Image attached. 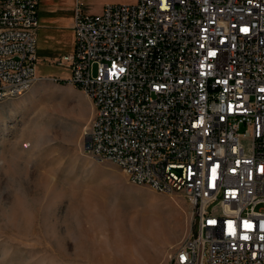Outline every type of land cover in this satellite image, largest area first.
<instances>
[{"label":"built area","instance_id":"built-area-1","mask_svg":"<svg viewBox=\"0 0 264 264\" xmlns=\"http://www.w3.org/2000/svg\"><path fill=\"white\" fill-rule=\"evenodd\" d=\"M42 2L0 0V104L37 79ZM72 30L55 64L94 105L85 153L192 206L167 264H264V0H77Z\"/></svg>","mask_w":264,"mask_h":264},{"label":"rangeland","instance_id":"rangeland-1","mask_svg":"<svg viewBox=\"0 0 264 264\" xmlns=\"http://www.w3.org/2000/svg\"><path fill=\"white\" fill-rule=\"evenodd\" d=\"M80 1L84 13L100 14L138 0ZM76 2H42L37 79L0 104V264H121L109 234L122 216L151 245L132 264H167L194 231L192 206L181 193L135 185L116 164L85 153L94 105L55 64L71 49Z\"/></svg>","mask_w":264,"mask_h":264},{"label":"bare ground","instance_id":"bare-ground-1","mask_svg":"<svg viewBox=\"0 0 264 264\" xmlns=\"http://www.w3.org/2000/svg\"><path fill=\"white\" fill-rule=\"evenodd\" d=\"M112 227H114V224H112ZM115 228L116 230L114 229V231L113 229L110 230L109 237L115 240L116 246L113 248V251L121 264H132L138 259L149 256L151 245L145 242L140 231H134L133 225L128 221L126 216H122L120 220L115 222ZM116 233L122 236L126 235L127 239L118 241Z\"/></svg>","mask_w":264,"mask_h":264},{"label":"crops","instance_id":"crops-1","mask_svg":"<svg viewBox=\"0 0 264 264\" xmlns=\"http://www.w3.org/2000/svg\"><path fill=\"white\" fill-rule=\"evenodd\" d=\"M44 1V0H43ZM74 17V16H73ZM39 19H40V14H39ZM73 19V18H72ZM72 23H73V20H72ZM71 29H72V24H70V26H69ZM42 28V26H41V24H40V28H39V30ZM73 31V30H72ZM38 33H39V31H38ZM73 44H74V34H73V42H72V46H71V49H70V51L69 52H71L72 50H73Z\"/></svg>","mask_w":264,"mask_h":264},{"label":"snow or ice","instance_id":"snow-or-ice-1","mask_svg":"<svg viewBox=\"0 0 264 264\" xmlns=\"http://www.w3.org/2000/svg\"><path fill=\"white\" fill-rule=\"evenodd\" d=\"M123 69H121V71H122Z\"/></svg>","mask_w":264,"mask_h":264}]
</instances>
